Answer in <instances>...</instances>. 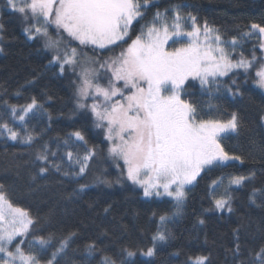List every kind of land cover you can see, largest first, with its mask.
Returning a JSON list of instances; mask_svg holds the SVG:
<instances>
[{
  "label": "trees",
  "instance_id": "16d2710c",
  "mask_svg": "<svg viewBox=\"0 0 264 264\" xmlns=\"http://www.w3.org/2000/svg\"><path fill=\"white\" fill-rule=\"evenodd\" d=\"M5 3L6 0H0V24L3 25L0 30L3 36L0 40L3 49L0 51V119L8 121L23 135L19 122L4 115L9 109L3 102L22 106L35 97L44 109L42 114H30L27 118L29 131L37 137L33 144L14 142L6 134H0V185L11 202L27 210L35 221L23 247H27L34 235H53L55 244L60 237L74 232L76 236L62 264L69 261L85 264V246L92 242L117 259L121 258L123 248L136 251L129 264H189L188 258L197 255L207 256V264H255L250 253L264 246V197L257 195V203L261 204L257 207L249 201V196L253 188L264 189V120L261 119L264 92L254 82V71L235 70L220 77L219 90L212 86L211 94L206 87H201L199 80L186 82L183 98L197 105L201 115L227 119L232 112L238 114V133L226 134L221 143L225 151L240 155L245 162H229L202 172L188 191L182 214L175 216L172 200L145 198L140 187L126 176L121 178L120 169L108 154L109 142L104 130L94 126L89 110L77 108L73 81H79L80 68L74 73L65 66L66 71L61 75L58 65L49 64L52 52L44 48L43 39L29 40L23 31L24 21L18 13L4 7ZM175 6H179L186 20L191 13L201 26L207 22L217 29L224 41L237 38L234 59H239L241 52L248 59L253 52L258 59H264L259 39L243 36L251 23L264 25V0H153L145 17L133 24L132 37L152 21L157 11L164 13L167 9L171 15ZM187 26L190 27V21ZM74 46L82 61L86 54L87 58L102 63L110 56L119 55L127 45L120 42L111 46V50ZM94 66L100 73V83L106 86L110 73L100 69L99 64ZM233 79L236 84L232 83ZM237 86L240 94L234 97L228 89L235 91ZM18 91L20 95H16ZM209 104L214 108L210 110ZM75 130L82 131L88 146L95 147L97 153L81 177L64 176L51 167L57 163L63 171H78V165L69 167L65 156L66 150H74V145L81 143L69 137ZM64 139L70 140L69 145L63 143ZM45 144L49 170L42 175L39 169L43 165L36 154ZM53 152L55 156L51 155ZM252 172H255L254 179L246 181L244 186L229 188L230 176ZM221 177L223 183L215 190L216 195L229 188L232 212L216 210L209 195L212 181ZM101 180L111 183H101ZM81 184L88 187L80 191ZM162 214L171 217L164 226L159 220ZM201 219L203 224L199 223ZM158 228L171 233L168 242L158 243L153 257L140 255V250L152 246V235ZM50 254L49 251L45 258Z\"/></svg>",
  "mask_w": 264,
  "mask_h": 264
},
{
  "label": "snow or ice",
  "instance_id": "6c2138e0",
  "mask_svg": "<svg viewBox=\"0 0 264 264\" xmlns=\"http://www.w3.org/2000/svg\"><path fill=\"white\" fill-rule=\"evenodd\" d=\"M150 4L153 0H6L4 7L20 15L25 23L23 31L29 40L43 39L44 48L52 52L49 64L58 65L61 75L66 71L65 66L74 73L77 67L80 68L77 73L79 81H73L78 97L77 108L89 110L94 126L104 129L105 139L109 142L108 154L120 169L121 178L126 176L133 185L139 186L145 198L169 197L175 204L173 215L179 216L190 190L188 186L193 185L202 172L229 162H245L240 155L225 151L221 143L226 134L238 133V114L232 112L227 119L201 115L197 105L183 98L186 81L199 80L201 87H206L211 94L212 86L219 90L220 77L235 69H243L245 73L254 71L256 86L264 89V59H258L255 52L251 59L245 58L243 52L239 59H234L239 43L237 38L224 41L217 29L207 22L201 26L191 13L186 20L179 6L172 9L171 15L167 9L164 13L157 11L152 21L142 26L140 33L133 38L130 34L132 26L145 17ZM189 21L190 27L187 26ZM243 36L249 39L256 36L261 51H264V25L251 23ZM72 41L101 50H111L110 46L120 41L127 46L119 55L110 56L101 63L91 59L82 61ZM89 64H99L100 69L110 73L106 86L100 83V73ZM232 83L236 84V80L233 79ZM228 91L234 97L240 94L239 86L235 91L231 88ZM16 95H20L19 91ZM89 98L90 105L85 102ZM3 103L9 109L4 115L19 122L23 135L2 119L0 134H6L7 139L14 142L33 144L37 137L29 131L27 118L30 114H42L43 105L35 97L22 106L10 104L7 100ZM208 108L211 110L214 105L209 104ZM48 118L51 120L50 114ZM261 119L264 120V116ZM69 137L81 142L74 145V150L65 151L69 167L78 165V171H63L57 163L51 167L64 176L81 177L96 156V149L88 146L80 130L69 133ZM63 143L69 145L70 140L64 139ZM36 159L43 165L40 174L47 173V144L37 152ZM121 160L123 165L119 163ZM254 177L255 172L230 176L229 188L244 186ZM100 182L111 183L107 180ZM116 182L119 183L120 178ZM222 183L223 177L212 181L209 195L216 210L232 212L229 188L216 195L215 190ZM3 187L0 185V264H62L76 233L60 237L55 244L53 235H34L27 247H22L35 221L27 210L11 202ZM86 187L88 185L81 184L80 191ZM257 195L264 197V189L253 188L249 196V201L260 207ZM170 218L167 214L160 215L161 225H166ZM199 223L203 224L204 220ZM170 236L171 233L158 228L152 235V246L140 250V255L153 257L157 244H166ZM17 237L23 239L17 240ZM49 251L50 256L45 258ZM121 252V258L117 259L95 242L88 243L85 264H129L137 255L128 248ZM236 252L239 253V244ZM250 255L255 264H264V246ZM208 260L204 255L188 258L189 264H207ZM69 264L75 262L69 261Z\"/></svg>",
  "mask_w": 264,
  "mask_h": 264
},
{
  "label": "rangeland",
  "instance_id": "374dc122",
  "mask_svg": "<svg viewBox=\"0 0 264 264\" xmlns=\"http://www.w3.org/2000/svg\"><path fill=\"white\" fill-rule=\"evenodd\" d=\"M65 37H66V34H65ZM127 39V38H126ZM66 41H67V38H66ZM44 42V41H43ZM120 42H123V41H120ZM120 42H118V43H120ZM73 45L74 44H77L78 46H81V45H79L78 44V42H76V41H72L71 42ZM169 45H171V41H169ZM88 47L90 46L91 47V45H87ZM112 46H114V45H112ZM92 47H94V46H92ZM111 47V46H110ZM78 53L80 54V52L78 51ZM87 55L86 54H84V57H85V59H89V58H87L86 57ZM84 59V60H85ZM91 59V58H90ZM89 67H92V68H95L97 71H98V68L97 67H95L94 66V64H89ZM235 70H241V69H235ZM235 70H233V71H235ZM232 71H230L229 72V74L231 73ZM187 82V81H186ZM186 84V83H185ZM185 86V85H184ZM263 92H264V89H261ZM98 99H100V98H98ZM86 103H88L89 105L91 104V98H89V100H87V101H85ZM101 129V128H100ZM104 130V129H103ZM119 162H121L122 163V165H123V161L121 160V161H119ZM202 174V173H201ZM199 177H197V179H198ZM197 181V180H196ZM196 181L194 182V184L193 185H191V186H188L189 188H191V187H193L194 185H195V183H196ZM139 187V186H138ZM143 191V190H142ZM155 197V196H154ZM151 198H153V197H151ZM156 198H158V197H156ZM163 198H165V199H170L169 197H159V199H163ZM171 200V199H170ZM17 240H20V239H23V238H21V237H17L16 238ZM13 243H15V241L13 242ZM22 247H23V245H21Z\"/></svg>",
  "mask_w": 264,
  "mask_h": 264
}]
</instances>
